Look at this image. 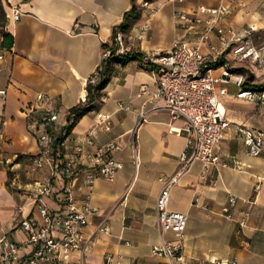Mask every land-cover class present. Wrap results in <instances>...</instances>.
<instances>
[{
  "label": "crops",
  "instance_id": "1",
  "mask_svg": "<svg viewBox=\"0 0 264 264\" xmlns=\"http://www.w3.org/2000/svg\"><path fill=\"white\" fill-rule=\"evenodd\" d=\"M4 1L5 31L13 43L8 50L0 49V238L18 245L19 258L32 250L21 222L39 221L34 183L50 175L48 165L40 169L31 165L30 158L41 147L26 128L29 119L39 116L36 96L43 94L58 114L52 134L62 157L71 158L78 147L82 153H94L108 142L121 141L114 154L121 167L113 182L97 179L86 188L79 176L72 183L75 206L88 201L96 209L83 233L97 240L83 255L73 253L70 264H101L106 253L122 256L126 264H166L165 258L151 254L153 246L174 240L156 228V199L175 175L168 209L187 217L182 241L186 263L235 260L237 264H264V156L248 155L241 137L230 127L215 148L217 164L196 161L183 170L180 157L186 152V138L180 129L185 121L171 119L161 100L140 94L142 86L156 88L143 61L105 66L101 59L102 50L110 47L114 32L123 25L132 53L167 52L175 41L197 46L203 54L215 47L223 51L220 58L244 76V85L255 87L263 81L259 72L236 63L215 31L204 36L203 23L182 27L175 19L177 13L215 8L222 1L147 0V9L140 7V0ZM133 5L139 16L124 19ZM11 7L20 11L17 21L12 20ZM230 9L222 25L223 37L230 44L243 28L262 29L264 0H249ZM196 17L207 18L198 13ZM253 38L257 43V35ZM95 71L100 72V81L106 79L96 91L88 84ZM227 89L228 94L220 98L226 119L264 135V104L237 99L233 84ZM87 106L90 110L75 119L71 110ZM98 113L109 116L108 122L100 124ZM139 113L145 121L137 127ZM70 116L73 121L68 124ZM89 133L92 145L84 142ZM4 160H10L9 164ZM60 187L61 182H56L52 196L42 199L51 215L63 210ZM231 196L236 199L234 206L228 203ZM225 206L229 207L227 214ZM102 220L108 229L105 233L96 230Z\"/></svg>",
  "mask_w": 264,
  "mask_h": 264
},
{
  "label": "built area",
  "instance_id": "2",
  "mask_svg": "<svg viewBox=\"0 0 264 264\" xmlns=\"http://www.w3.org/2000/svg\"><path fill=\"white\" fill-rule=\"evenodd\" d=\"M174 1V0H169ZM182 1V0H179ZM215 8L198 7L194 13H177L176 21L182 27L203 23V35L215 31L223 49H230L236 63H245L259 72L263 81L254 88L246 87L245 78L233 71L234 66L222 60V50L210 47L208 54H203L197 46L188 45L183 41L173 42L167 52H156L142 55L144 66L154 77L156 88L150 90L147 86L140 88V94L163 102L164 109L171 119H183L185 125L180 129L186 138V152L180 157L182 169L186 170L196 161L205 165L217 164L219 158L215 148L223 139L225 132L233 127L241 137L248 155L264 156V135L250 128L233 125L225 117L220 98L228 94L227 86L236 87L235 97L256 104H264V11L263 27L256 31L250 27L243 28L232 39V44L223 37L222 25L231 13V5L244 6L249 0H221ZM147 0H140V7H149ZM153 13V9H150ZM196 13L206 15L201 21ZM10 15L13 21L20 17L18 7H11ZM8 19V18H7ZM7 21V20H6ZM77 26L75 25V28ZM257 35L258 42H254ZM132 53L127 45L125 34L117 30L114 33L110 47L102 50V61L111 56H124ZM219 70L218 74L215 71ZM101 80L100 72L95 71L88 84L96 86ZM218 85V86H217ZM1 94L3 92H0ZM39 116L29 119L26 128L36 137L40 145V153L30 158L31 165L40 169L44 165L50 167L49 177L34 183L32 193L39 221L23 220L21 228L26 234L27 244L32 246L31 252L23 259L18 256V245L8 239L0 238V264H70L73 253L83 255L96 242V236L86 237L83 229L96 209L86 201L81 207H76L71 193L75 178L81 176V185L92 187L97 179L113 182L121 165L115 160L114 154L120 150L121 141H111L99 147L94 153H82V147L69 159L58 154L52 134L58 121V114L51 106L48 96H36ZM34 108L31 110L33 113ZM144 114L139 113L136 126L144 121ZM100 124L107 123L109 116L97 114ZM73 121L72 116L68 124ZM86 145H92V134L84 139ZM61 145V143H59ZM133 146V143H132ZM134 149V148H133ZM9 164L10 160H4ZM1 163V162H0ZM88 163L89 165H86ZM61 182L60 192L64 200L63 210L51 215L42 199L51 197L56 182ZM177 182V175L166 182L156 199V228L160 233L171 234L172 241L159 246H153L151 254L166 259V264H187L182 255V241L187 225V217L180 212L168 209L169 187ZM235 197H229L228 203L234 206ZM229 207L223 212L227 214ZM96 230L107 232L105 221L102 220ZM101 264H126L125 259L117 254L106 253ZM207 264H237L235 260H212Z\"/></svg>",
  "mask_w": 264,
  "mask_h": 264
},
{
  "label": "trees",
  "instance_id": "3",
  "mask_svg": "<svg viewBox=\"0 0 264 264\" xmlns=\"http://www.w3.org/2000/svg\"><path fill=\"white\" fill-rule=\"evenodd\" d=\"M137 7L135 5H133V7L125 13L124 15V19L126 18H137L139 16V11H137ZM0 13H1V19L3 21L4 19V10L0 4ZM2 28V33H1V38H0V49H10L12 47V43H13V38L12 36L7 33L5 31V24L1 25ZM125 27L123 25L120 26V31H122L124 33ZM115 33V32H114ZM114 36V34H113ZM142 55L140 53H128L124 56H111L108 59L104 60L103 62H105V66L111 64V63H115V64H120V65H125L131 61H138L141 60ZM241 71V70H238ZM106 82V79H104L103 81H100L96 86H94V91L99 90L103 84ZM254 88V87H252ZM262 89H264V87H262ZM88 110H90V108L87 106L85 108L82 109H72L71 113L74 114V118L77 119L79 118L81 115H83L85 112H87ZM61 140H59L58 142H60Z\"/></svg>",
  "mask_w": 264,
  "mask_h": 264
},
{
  "label": "rangeland",
  "instance_id": "4",
  "mask_svg": "<svg viewBox=\"0 0 264 264\" xmlns=\"http://www.w3.org/2000/svg\"><path fill=\"white\" fill-rule=\"evenodd\" d=\"M0 4H1L3 10H4V19H3V21L1 19V13H0V38H1V33L3 32L2 28H1V25H2V23H3V25L6 23V20L8 18V14L6 13L7 10H6L5 1L4 0H0ZM256 85H259V83H257Z\"/></svg>",
  "mask_w": 264,
  "mask_h": 264
}]
</instances>
